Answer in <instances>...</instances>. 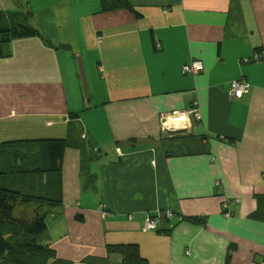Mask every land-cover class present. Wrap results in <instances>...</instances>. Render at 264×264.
<instances>
[{
    "label": "crops",
    "instance_id": "obj_1",
    "mask_svg": "<svg viewBox=\"0 0 264 264\" xmlns=\"http://www.w3.org/2000/svg\"><path fill=\"white\" fill-rule=\"evenodd\" d=\"M129 1L140 16L22 0L44 39L0 56V144L70 142L47 229L72 264L117 242L149 264H264V0Z\"/></svg>",
    "mask_w": 264,
    "mask_h": 264
},
{
    "label": "trees",
    "instance_id": "obj_2",
    "mask_svg": "<svg viewBox=\"0 0 264 264\" xmlns=\"http://www.w3.org/2000/svg\"><path fill=\"white\" fill-rule=\"evenodd\" d=\"M0 8V56L11 38L44 35L31 24L22 0ZM101 11L127 9L140 14L129 0H100ZM78 115H72L76 118ZM67 138L6 141L0 144V264H72L58 255L47 222L63 213L61 159ZM257 214H255L256 216ZM201 221L198 217L191 218ZM76 220H81L77 215ZM86 264H149L136 243H107L105 254H86Z\"/></svg>",
    "mask_w": 264,
    "mask_h": 264
},
{
    "label": "built area",
    "instance_id": "obj_3",
    "mask_svg": "<svg viewBox=\"0 0 264 264\" xmlns=\"http://www.w3.org/2000/svg\"><path fill=\"white\" fill-rule=\"evenodd\" d=\"M259 58H260L259 53H255L254 55H252V59L254 61L259 60ZM202 68H203V65L201 64L200 61H192L191 63L183 66V71H189L192 73H197ZM248 89H249L248 83L245 81L244 78H240V79H237V80H234L231 82V84L229 86L228 93H229L230 98L240 97L245 92H247ZM196 117L198 118L199 116L196 115ZM230 204H231V201L228 199L223 201V207H225V208L228 207ZM102 215H104V213H102ZM169 215H170V213H169ZM146 224H147V227L152 228L155 225V220L149 217Z\"/></svg>",
    "mask_w": 264,
    "mask_h": 264
},
{
    "label": "rangeland",
    "instance_id": "obj_4",
    "mask_svg": "<svg viewBox=\"0 0 264 264\" xmlns=\"http://www.w3.org/2000/svg\"><path fill=\"white\" fill-rule=\"evenodd\" d=\"M0 5H1L0 8H11L13 6V3L11 0H0ZM31 24L33 25V23H31Z\"/></svg>",
    "mask_w": 264,
    "mask_h": 264
}]
</instances>
